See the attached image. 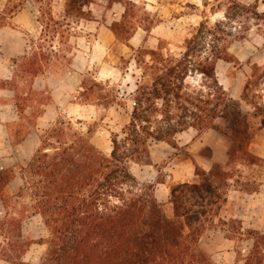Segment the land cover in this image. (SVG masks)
Returning a JSON list of instances; mask_svg holds the SVG:
<instances>
[{
	"label": "trees",
	"instance_id": "trees-1",
	"mask_svg": "<svg viewBox=\"0 0 264 264\" xmlns=\"http://www.w3.org/2000/svg\"><path fill=\"white\" fill-rule=\"evenodd\" d=\"M25 1L13 5L9 0L13 5L9 12L23 7ZM226 1L225 19L201 22L178 54L164 52L162 42L157 49H134L129 45L131 32L143 23L136 19V4L129 3L112 29L116 40L133 50V60L140 71L132 93L129 122L119 133L112 134L110 155L92 143L93 131L88 128L83 132L68 120L57 121L40 136L39 149L20 167L22 185L17 196L28 201L20 214L40 216L49 236L39 241L25 240L22 221L6 208V216L0 218V260L31 264L23 257L33 244H39L46 246L39 264H216L199 247V241L207 230H220L229 239L232 233L243 239L247 234L253 247L244 264H264V234L252 229L245 234L239 220L221 217L230 181L235 177L223 166L215 164L209 172H196L199 180L195 183L171 187L172 218L165 215L157 201L155 185L140 183L131 171L134 164L151 165L152 143L165 142L178 148L177 136L189 129L199 135L215 130L228 137V168L233 162L247 167L245 157L254 161V167L263 166L264 159L249 151L253 133L250 115L242 102L253 108L255 117L262 110L248 100V85L241 99H234L220 83L217 65L223 61L234 71L243 68L244 63L231 52V46L245 42L253 26L264 30V12L258 0L253 4ZM37 2L41 5L40 43L51 34L53 40L71 32L73 20L86 19L90 0H65L61 17L54 14L52 0ZM235 20L240 23L237 28L232 26ZM39 43L30 56L17 62V77L34 78L51 65L50 56L58 52L53 46L46 52ZM59 43L62 45V40ZM85 80L81 95L85 102L97 106V101H104L100 105H109L108 97L95 96L102 84L93 80L84 87ZM15 84L0 80V91L9 85L15 88ZM22 102L19 113L27 100ZM24 134L13 143H21ZM14 177L13 169L0 171V195L5 207L3 189ZM245 183V187L240 185L245 191L258 188L249 189L250 184Z\"/></svg>",
	"mask_w": 264,
	"mask_h": 264
},
{
	"label": "rangeland",
	"instance_id": "rangeland-1",
	"mask_svg": "<svg viewBox=\"0 0 264 264\" xmlns=\"http://www.w3.org/2000/svg\"><path fill=\"white\" fill-rule=\"evenodd\" d=\"M29 1L34 8H40L41 5L37 2L38 0ZM244 1L242 2L244 4H253L256 0ZM131 2L137 6L136 16L138 17L136 19L143 20V23L139 25V28H135V32H131L132 41H130L129 45L134 49L140 47L157 49L160 42H162L165 47L164 52L177 54L182 51L181 46L185 40L195 33V27L207 20L211 23L224 20L228 8L226 0H90L89 7L85 11L86 19L80 22L73 20L75 23H71V32H66L64 38L56 37L52 40L53 34H51L49 39H46V42L39 43L38 41L46 52H49L52 46L58 52L57 55L50 56L51 67L56 70L55 75H63L73 70L71 64L73 62V54H77L76 51L83 53L84 58L92 65V70L89 73H85L84 87L89 86L93 80L101 83L102 90H96L95 96L108 97L109 101L107 103L109 105L104 104L102 106L100 104H103L104 101H97L99 103L97 106L101 110L106 109V111L99 113L96 118L92 119H88L89 113H86V120L80 122L74 118L73 124L83 132H86L88 128L93 131L92 143L106 155H110L112 151V134L119 133L129 122L133 107L132 93L136 88L135 84L140 75V71L133 60V50L118 42L112 32L114 24L121 21L122 15ZM18 3L19 0H13V5ZM258 4L260 11L263 12L261 5L264 4V0H258ZM52 5L54 14L61 17L65 0H52ZM213 11H217V13L213 14ZM238 21L235 20L232 26L237 28L240 24ZM261 30L259 31L256 26H253L245 42H236L231 46V52L237 57H249L240 71H234L231 65L223 61H220L217 65V76L220 83L229 94H234L238 100L241 99L245 85L249 86L247 90L248 100L258 104L262 110L258 115H261V113L264 115V30ZM60 40H62V45L59 43ZM245 78L247 79L245 80ZM237 87L238 90L236 89ZM28 89L29 87L26 86L25 90ZM83 91L80 94H75V97H77V101L86 103L85 98L81 96ZM124 91L126 92L125 95H123ZM46 97L43 95L45 101ZM243 105L244 110L250 115L252 133L255 135L258 124L255 120L254 110L251 107L247 108L245 104ZM30 127H33V124H28L24 120L22 123L10 124L8 129L14 135V140H17ZM221 127L224 128L222 124ZM46 130L41 131L40 135L44 134ZM17 131H19L18 134H16ZM1 141L0 165L9 168L15 166L14 173L18 177L10 186L3 189L8 213L11 215L16 214L15 216H18L22 221V234L25 240H44L49 236V233L43 224L42 218L36 215L31 216V214L28 215L27 213L23 214V212L20 214L24 204L28 203L26 199L18 198L17 196L18 189L22 183L19 179L20 167L25 166L26 163L21 161L15 149L5 146L3 140ZM156 144L152 143L151 147L156 146ZM175 149L173 154L179 155V147ZM186 154L189 155V153ZM242 156L245 157L244 155ZM150 162L152 163L151 157ZM253 163L254 161L251 158L245 157L247 167L239 169V164L236 162L229 165L227 170L235 176L234 180L239 182L236 185L240 186L243 184V187H245V182H248L250 184L249 189H255L258 186V182L263 180L264 163L261 167H254ZM137 165L144 166L146 164H134L133 166L137 167ZM167 165V160L158 165V181H167L166 172L163 170ZM201 171V168H196L197 173ZM237 176L240 177L236 178ZM140 183L154 184L150 182ZM175 184H179V179L172 181L171 187ZM162 208L167 217H173L171 204L165 207L162 206ZM3 216H5L4 211L0 214V217ZM260 233L264 234V232ZM231 237L232 240L236 241L237 264H244L249 251L253 247V240L247 239V234L244 239L234 233H232ZM0 240H3V238H0ZM45 250L46 246H31L30 252L25 256V260H29L31 264H39ZM207 255L210 256L209 254ZM0 264L3 263L0 262Z\"/></svg>",
	"mask_w": 264,
	"mask_h": 264
},
{
	"label": "crops",
	"instance_id": "crops-1",
	"mask_svg": "<svg viewBox=\"0 0 264 264\" xmlns=\"http://www.w3.org/2000/svg\"><path fill=\"white\" fill-rule=\"evenodd\" d=\"M239 1L245 2L244 0ZM10 9L9 0H0V23H4L0 27V80L11 85L16 83L15 88L9 85L0 91V145L3 140L5 146L15 149L21 161L27 164L40 147L41 131L52 128L57 121L62 119L73 123L74 118L80 122L87 118H96L106 109L101 110L99 106L82 103L75 97V94H80L83 91L82 81L85 78V73L92 70V65L80 51L73 54L71 64L73 70L63 75H55L56 70H53L49 65L44 72L34 78L16 76L17 62L30 56L35 50L36 43L41 38L42 26L38 21L39 8H34L29 0H26L24 6L19 7L13 13L9 12ZM261 9L264 12V4L261 5ZM248 58V56H238L242 63L247 62ZM26 86L29 87L28 90H25ZM236 89L238 90V87ZM43 95L47 96L46 101L43 99ZM230 95L237 99L234 94ZM23 99L27 100V104L24 105L22 113H19L18 106L23 103ZM243 104L247 108L251 107L242 102L243 109ZM86 113H89L87 118ZM255 118L258 124L257 131L253 135L249 151L256 157L264 159V127H261L264 117L258 115ZM24 120L28 124H33V127L25 132L21 143L15 144L13 143L14 135L8 129L9 125L22 123ZM176 143L179 147V155L173 154L175 148L165 142H159L156 146L150 147L153 164L131 167V171L138 181L155 184V197L163 207L170 205L172 181L179 179V183H195L197 167L206 172H209L215 164L228 169V153L231 142L221 133L209 130L199 135L196 130L189 129L177 136ZM165 160L168 165L163 170L166 172L167 181L161 182L158 181V165ZM15 168V166L9 168L0 165V171L15 170ZM241 168L239 166V169ZM17 178L15 176L7 187ZM149 178L150 180H148ZM19 179L22 181L20 175ZM230 182L227 203L221 211V217L225 220H239L242 223L243 232L248 229L264 232V176L263 180L258 182L257 190L253 192L245 191L241 186L235 185V180ZM6 208L0 195V214L4 211L6 216ZM34 245L39 244L32 246ZM235 245L236 241L227 238L225 233L220 230H207L199 241V247L209 254L216 264H237ZM39 246L45 247L44 245ZM29 252L30 249L27 254ZM25 256L23 261L31 263L29 260H25ZM0 262L12 264L3 260Z\"/></svg>",
	"mask_w": 264,
	"mask_h": 264
}]
</instances>
